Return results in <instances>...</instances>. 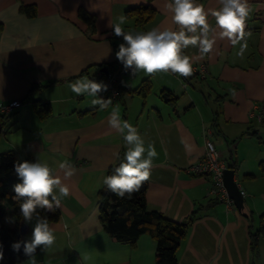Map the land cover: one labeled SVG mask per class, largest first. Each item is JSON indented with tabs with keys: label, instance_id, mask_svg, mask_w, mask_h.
Listing matches in <instances>:
<instances>
[{
	"label": "crops",
	"instance_id": "obj_1",
	"mask_svg": "<svg viewBox=\"0 0 264 264\" xmlns=\"http://www.w3.org/2000/svg\"><path fill=\"white\" fill-rule=\"evenodd\" d=\"M198 2L206 9L221 7L219 0ZM249 3L252 11L245 31L250 35L245 37L242 57L236 54L240 45L232 46L225 38L193 63L190 77L170 71L140 72L135 77L124 72L120 84L126 90L117 102L100 110L91 103L95 97L77 96L70 83L97 78L102 65L116 61L117 46L123 41L112 34L110 25L126 16L128 8L150 4L156 13L142 26L136 25L135 16H126L125 31L176 29L165 0H0V106L22 101L2 120L0 151L13 150L20 161L31 155L35 161L47 162L70 189L67 197L54 191L61 200L60 219L50 221L56 239L44 251L41 246L36 254L39 264H156L157 242L150 234H142L134 245L114 241L99 220L98 191L109 167L124 158L128 147L108 125L113 110L138 129L145 148L155 147L157 156L147 180L148 209L174 221L190 220L176 252L178 264H264V239L256 256L249 235L250 225L258 227L264 213L260 169L264 122L252 117L264 103V0ZM29 4L35 5V16L21 10ZM81 8L94 15L93 25L80 18ZM208 22L215 27L211 15ZM217 34L218 30L210 33ZM183 52L199 55L192 46ZM200 65L206 66L204 77L195 71ZM147 78L152 83L147 96L132 92ZM34 84L45 87L31 91ZM163 89L178 97L175 105L161 98ZM37 100L50 102V115L41 118L36 113ZM208 129L227 164H239L233 170L244 191L242 211L209 195V177L186 170L204 156ZM247 137L253 139L257 155L245 167L237 145ZM61 162L71 164L74 175L65 178ZM34 223H26L30 237Z\"/></svg>",
	"mask_w": 264,
	"mask_h": 264
},
{
	"label": "clouds",
	"instance_id": "obj_2",
	"mask_svg": "<svg viewBox=\"0 0 264 264\" xmlns=\"http://www.w3.org/2000/svg\"><path fill=\"white\" fill-rule=\"evenodd\" d=\"M219 3V9H206L198 0H165L164 7L172 14L171 21L177 26L176 29L156 27L149 31H125L122 25L126 16L121 15L117 23L110 25L112 34L123 41L117 46L116 60L131 77L140 72L151 75L170 71L187 78L193 73V63L211 53L218 39L226 38L232 46L240 45L236 54L242 57L247 49L245 37L250 35L245 31L247 19L252 11L249 0H219ZM209 15L214 17L215 27L209 24ZM217 30V36L210 35ZM189 46L198 48L199 55L184 54L183 50ZM69 87L77 96L87 94L95 97L91 103L93 106L98 105L100 110L106 109L112 103L111 98L105 99L99 95L108 91V85L103 81L76 79ZM107 122L111 129L122 136L128 147L123 162L111 175L103 179V183L119 198L131 199L142 183L150 178L153 159L157 153L152 144L145 148V142L138 129L128 121H122L118 111L113 110ZM13 167L20 181L13 186V199L18 202L23 220L26 223H35L31 239L15 242L11 248L15 253L23 249V254L28 258L23 264H39L36 258L37 248L42 246L41 250L44 251L51 247L56 237L49 219L47 216H41L38 209H59V197H67L70 189L62 184L47 162L38 158L36 162L17 161ZM59 168L64 170L65 178L75 173L74 167L67 162H61ZM56 189L59 197L54 194ZM14 220L13 217L8 222ZM3 256V246L0 244V260H3Z\"/></svg>",
	"mask_w": 264,
	"mask_h": 264
},
{
	"label": "trees",
	"instance_id": "obj_3",
	"mask_svg": "<svg viewBox=\"0 0 264 264\" xmlns=\"http://www.w3.org/2000/svg\"><path fill=\"white\" fill-rule=\"evenodd\" d=\"M21 10L30 17L36 15V7L33 4L23 5ZM125 13L128 17L135 16L136 25L142 26L155 15L156 10L150 4H142L128 8ZM79 16L89 25L94 24V15L85 9L81 8L79 10ZM119 65L120 62L116 60L114 63L102 65V67L106 66L108 71L116 72L121 70V67H118ZM93 80L96 81L95 78ZM44 87V85L34 84L31 91ZM151 88V80L147 78L139 88L132 92L145 97L150 93ZM124 90L126 89L120 84V96ZM160 96L166 103L171 105H175L178 99L168 89H163ZM102 97L105 98L104 96ZM34 109L41 118H44L50 115L51 104L50 102L37 100L34 102ZM6 115H0L1 120ZM17 161L36 162L31 155L23 161H20L13 150L0 151V244L3 246L4 254L3 260H0V264H17L28 259L23 254L22 248L19 253H15L11 248V245L15 242L28 240L24 239V235L21 234L20 226L24 220L20 214L18 202L13 199L15 195L13 186L20 182L13 167ZM121 162H123V158H120L115 164L111 165L108 169L107 176L111 175L114 169L119 167ZM238 166L239 164L237 162H233L232 164L228 163V168L231 169H236ZM260 169L264 174V161L260 162ZM246 176L251 178L254 175L248 174ZM147 189L148 181H145L142 183L140 189L132 195L131 199L127 197L122 199L109 191L107 186L104 185L98 191L97 196L100 223L114 241L129 242L132 245L135 244L136 240L142 234H150L157 242L156 264H178L176 252L182 238L186 234L190 220L182 222L174 221L166 218L158 211L148 209ZM38 211L41 216H47L49 221H57L60 219V210L55 207L51 211L41 209H38ZM7 217H14L15 220L11 224H8ZM249 235L251 249L258 256L260 239H264V213L260 216V224L258 227L254 228L250 225ZM39 250L40 248H37L36 254Z\"/></svg>",
	"mask_w": 264,
	"mask_h": 264
},
{
	"label": "built area",
	"instance_id": "obj_4",
	"mask_svg": "<svg viewBox=\"0 0 264 264\" xmlns=\"http://www.w3.org/2000/svg\"><path fill=\"white\" fill-rule=\"evenodd\" d=\"M118 67H121V70L116 72L107 71L105 74L103 71H100L99 76L95 78L97 82L103 81L108 85V91L102 92L100 95L104 96L106 99L111 98L112 103L117 102V100L120 98V80L123 76V73L125 72L129 75V73L123 69L121 63ZM195 71L200 77H204L207 73L206 66L204 65L198 66ZM21 106V100H13L5 105L0 106V115L8 114ZM252 117L257 121V123L261 124L264 122V103L255 108V110L252 112ZM210 136H212V131L211 129H208L205 134L206 151L204 156L189 165L186 170L195 176H207L211 178L209 195L213 199L221 201L228 206H234V202L229 197L227 188L224 184V171L228 168V164L223 158L221 151L210 139ZM241 192L243 195L244 191L241 190Z\"/></svg>",
	"mask_w": 264,
	"mask_h": 264
},
{
	"label": "water",
	"instance_id": "obj_5",
	"mask_svg": "<svg viewBox=\"0 0 264 264\" xmlns=\"http://www.w3.org/2000/svg\"><path fill=\"white\" fill-rule=\"evenodd\" d=\"M102 71L104 73H107L108 70L106 67H103ZM2 129H3V123H2V120L0 118V133H1ZM234 177H235V171L233 169H230V168L225 169V171H224V184L227 188L229 197L233 200L236 208L238 210L242 211L244 209V197H243L241 189H240L239 185L237 184ZM20 230H21L22 235L26 234L27 225L24 221L21 222Z\"/></svg>",
	"mask_w": 264,
	"mask_h": 264
},
{
	"label": "rangeland",
	"instance_id": "obj_6",
	"mask_svg": "<svg viewBox=\"0 0 264 264\" xmlns=\"http://www.w3.org/2000/svg\"><path fill=\"white\" fill-rule=\"evenodd\" d=\"M198 81L199 80L195 81L193 83V85L198 84L197 83ZM216 138H218V137H216V135H215V138H214L215 142H216ZM250 140H253V139H249V137L241 139V141H239L240 145H239V143L237 145V154L239 156L240 164L243 161L245 167L250 166L252 164V162L254 161V156L257 155V152L254 151V149H253L254 146H253L252 142H250ZM262 145H263L262 146L263 150L261 151L260 154H262L264 156V144H262ZM218 146H219V144L216 142V147H218ZM209 179H210V182H211V178H209ZM10 219H11L10 217H7V222ZM11 223L12 222H8V224H11ZM24 239H28L29 240V239H31V237L28 234H26V235H24Z\"/></svg>",
	"mask_w": 264,
	"mask_h": 264
}]
</instances>
